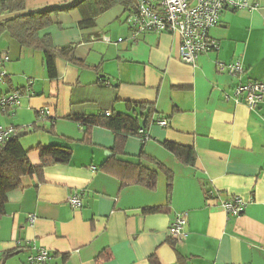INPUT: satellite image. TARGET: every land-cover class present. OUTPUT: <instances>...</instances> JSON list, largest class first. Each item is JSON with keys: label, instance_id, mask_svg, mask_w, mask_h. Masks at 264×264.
Wrapping results in <instances>:
<instances>
[{"label": "crops", "instance_id": "obj_1", "mask_svg": "<svg viewBox=\"0 0 264 264\" xmlns=\"http://www.w3.org/2000/svg\"><path fill=\"white\" fill-rule=\"evenodd\" d=\"M23 1L25 9H36L70 0ZM254 1L257 10L222 12L210 30L217 47L192 65L180 59L177 33L135 34L121 4L98 12L91 26L81 23L84 11L95 9L94 0L52 15L40 36L49 35L57 48L75 45L76 59L85 64L58 57L54 78L42 50L0 32V55L9 56L0 96L22 91L19 106L0 111V127L25 132L20 140L36 166L39 146L73 149L68 163L48 165L41 176L26 175L9 191L0 218V258L16 253L5 264H264V101L250 108L235 101L234 91L239 82H264V0ZM235 61L243 74L219 69V63ZM129 103H146L155 115L145 135L120 141L123 154L117 156L135 160L143 148L171 169L170 201L163 173L151 190L123 185L129 177L109 163L104 167L117 152L114 131L87 128L69 117L130 113ZM165 141L192 147L195 164L180 161ZM77 193L81 207L68 202ZM231 196L247 201L239 216H228L220 205L219 198ZM185 213V235L174 239L170 223ZM40 248L50 251L48 260L30 262Z\"/></svg>", "mask_w": 264, "mask_h": 264}, {"label": "trees", "instance_id": "obj_2", "mask_svg": "<svg viewBox=\"0 0 264 264\" xmlns=\"http://www.w3.org/2000/svg\"><path fill=\"white\" fill-rule=\"evenodd\" d=\"M85 1L87 0H80L70 6H62L63 4L51 5L53 6L52 8L0 22V32H9L22 46L42 50L46 57L49 75L54 78L57 76L56 60L58 57H65L80 66H85V64L76 59L74 54L75 45L57 48L49 35L40 36L39 32L52 23L53 14L70 11ZM116 4L123 5L130 15L136 11L137 0H94L95 9L88 13L84 11L81 25H93L94 17L98 12ZM22 10H25L23 0H0V15ZM127 106L129 111H132L130 112L131 114L113 112L108 115L103 113L98 116L73 114L69 117L87 128L94 125H104L114 131L117 152H114L107 159L104 167L109 163L111 167L121 173V177H129V181L124 179L123 185L139 184L151 190H155L157 187L159 172L163 173L167 177L168 201H170L174 181V173L171 169L157 159L147 155L143 148L134 157L135 160H124L117 156V153L123 154L119 146L120 141L126 136L140 135L139 130L153 122L155 115V109L146 103H129ZM142 120L143 122H141ZM17 133L0 145V218L6 214L9 191L20 187L24 176L32 174L41 176L46 166L55 163H68L73 156V149L68 145L39 146L41 163L37 166L33 165L29 159V152L22 145ZM163 146L174 153L183 163L188 165L195 164L196 153L192 147H186L171 141L163 142ZM144 160L154 163L156 169L146 166ZM15 253L16 251L13 250L5 252L0 258V264H5L6 260ZM152 263L155 264V260H152Z\"/></svg>", "mask_w": 264, "mask_h": 264}, {"label": "built area", "instance_id": "obj_3", "mask_svg": "<svg viewBox=\"0 0 264 264\" xmlns=\"http://www.w3.org/2000/svg\"><path fill=\"white\" fill-rule=\"evenodd\" d=\"M259 3L254 0H137L136 11L131 13L127 22L135 34L144 32H173L180 37V59L186 64L196 63L198 57L217 47V42L212 38L210 30L215 27L224 10H257ZM107 41L110 39L105 37ZM118 41H122L119 38ZM9 60L6 54L0 55V83H4L7 72L4 63ZM219 69L237 76L244 73L245 69L240 61L219 63ZM235 101L244 102L250 108L258 107L264 101V82L250 80L239 82L235 87ZM22 91L14 89L0 96V111H9L19 106ZM43 115H50L49 110L43 109ZM107 115L109 112L106 113ZM167 125L168 121L159 122ZM17 133L13 126L0 127V145ZM139 134L145 135V129H140ZM219 198V197H218ZM220 205L230 217L239 216L245 209L247 201L240 196H231L220 199ZM68 202L74 207H81L80 195L73 194ZM34 220V216H31ZM187 223V214H178L169 226V234L174 239L184 237ZM50 257V251L40 248L36 254L29 256L30 262L44 263Z\"/></svg>", "mask_w": 264, "mask_h": 264}, {"label": "water", "instance_id": "obj_4", "mask_svg": "<svg viewBox=\"0 0 264 264\" xmlns=\"http://www.w3.org/2000/svg\"><path fill=\"white\" fill-rule=\"evenodd\" d=\"M80 0H70L69 2L63 4L62 6H70L76 2H78ZM53 6L48 5V6H44V7H40V8H36V9H25L22 11H16V12H12V13H7V14H3L0 15V22L6 21V20H10L16 17H20V16H24V15H28V14H32V13H36L42 10H45L47 8H52ZM25 135V132H18L17 133V137L21 138L22 136ZM107 155H109V152H106Z\"/></svg>", "mask_w": 264, "mask_h": 264}]
</instances>
